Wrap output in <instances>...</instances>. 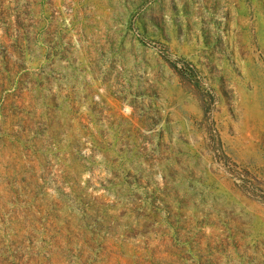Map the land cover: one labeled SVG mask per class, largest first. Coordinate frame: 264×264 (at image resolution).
Listing matches in <instances>:
<instances>
[{
    "label": "rangeland",
    "instance_id": "obj_1",
    "mask_svg": "<svg viewBox=\"0 0 264 264\" xmlns=\"http://www.w3.org/2000/svg\"><path fill=\"white\" fill-rule=\"evenodd\" d=\"M0 264H264V0H0Z\"/></svg>",
    "mask_w": 264,
    "mask_h": 264
},
{
    "label": "bare ground",
    "instance_id": "obj_2",
    "mask_svg": "<svg viewBox=\"0 0 264 264\" xmlns=\"http://www.w3.org/2000/svg\"><path fill=\"white\" fill-rule=\"evenodd\" d=\"M218 1H219L220 8L222 9L223 8V0H218Z\"/></svg>",
    "mask_w": 264,
    "mask_h": 264
},
{
    "label": "trees",
    "instance_id": "obj_3",
    "mask_svg": "<svg viewBox=\"0 0 264 264\" xmlns=\"http://www.w3.org/2000/svg\"><path fill=\"white\" fill-rule=\"evenodd\" d=\"M244 182H249V181H247L246 179H245V181Z\"/></svg>",
    "mask_w": 264,
    "mask_h": 264
}]
</instances>
